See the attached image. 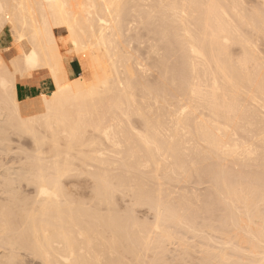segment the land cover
Returning a JSON list of instances; mask_svg holds the SVG:
<instances>
[{"label": "bare ground", "instance_id": "obj_1", "mask_svg": "<svg viewBox=\"0 0 264 264\" xmlns=\"http://www.w3.org/2000/svg\"><path fill=\"white\" fill-rule=\"evenodd\" d=\"M239 2L0 0V38H11L0 51V152L13 143L19 150L25 136L36 152L23 156L31 162L20 176L34 186V198L20 197L6 180L10 173L0 174L9 188L0 197V264H157L141 254L153 251L158 260L171 242L184 257L191 249L173 231L200 241V264H264V57L255 58L256 37L251 43L241 33L251 28L264 40V0L262 13ZM139 28L151 41L144 59L131 49ZM156 42L159 65L160 55L150 61L160 53ZM72 59L84 73L72 75ZM148 61L160 66L155 92L143 81ZM36 75L52 89L19 99L17 85ZM45 148L53 161L44 159ZM74 161L92 163L88 202L64 183L78 171ZM192 176L209 183L203 212L205 204L194 201L202 194L180 192ZM117 193L154 211L150 231L112 212ZM197 214L215 223L198 229Z\"/></svg>", "mask_w": 264, "mask_h": 264}, {"label": "rangeland", "instance_id": "obj_2", "mask_svg": "<svg viewBox=\"0 0 264 264\" xmlns=\"http://www.w3.org/2000/svg\"><path fill=\"white\" fill-rule=\"evenodd\" d=\"M239 1V0H238ZM241 1V3L243 4V6H244V9H246L247 11L249 10V11H253V10H255L256 8H257V11H258V13L259 12H261L262 13V11L264 10L263 8H264V6H262L263 8H261V5H260V2H261V4H263V2H262V0L260 1V0H240ZM240 3V2H239ZM240 3V7H242L241 4ZM258 6V7H257ZM254 8V9H253ZM260 8H261V10L262 11H259L260 10ZM243 9V11L246 13V10H244ZM256 11V10H255ZM255 11H254V13H255ZM256 11V12H257ZM264 12V11H263ZM250 13V12H249ZM247 14L248 15V17H249V15L251 16V14H254V13H250V14ZM264 14V13H263ZM246 15V16H247ZM139 29H140V31H139ZM138 29V32H136V37H135V40H133L132 42H131V49H132V51H134L133 53H134V55H136L139 59L140 58H142V59H144L145 57V55H144V52L146 53V47L148 46V44H149V42H151V41H149V39H148V36H147V34H146V31L144 30V29H142V28H139ZM246 29H248V30H246ZM245 29V31H243L242 32V30H243V28L241 29V33H242V35H244L245 37H248L247 39H248V41L249 42H251V40H252V37H256V39H257V36H256V34L252 31V30H250L249 28H246ZM249 31V32H248ZM250 32H252L253 34H251ZM244 33V34H243ZM247 35V36H246ZM251 35H254V36H251ZM147 36V37H146ZM251 36V38H249ZM139 37V38H138ZM142 37V38H141ZM258 38H260V37H258ZM249 39H251V40H249ZM255 38H253V40H254ZM255 39V44L256 45H254V43H253V41L251 42V43H253V45L252 46H258L257 47V49L256 48H254L253 47V49L255 50L256 49V51L260 54H257V52H256V54H255V58L256 57H258V56H261V57H264L263 55H264V43H263V39L261 38V39H257V40H260V42L258 43V41ZM261 40H263V41H261ZM139 41V42H138ZM10 42H11V38H10V36H9V33L8 32H5L4 33V35L0 38V51L3 53V47L6 45V46H10ZM133 42L135 43V44H133ZM156 44H157V47L159 48V51H160V53L158 52L157 54H156V56L155 57H153V58H151V60L150 61H155V62H157V60H158V64L157 63H151L152 65L154 64L155 65V67L156 68H154V66L152 67V65H150V61H148V64H149V69H148V71H149V73H148V71L145 73V74H143L144 75V80L143 81H145L144 83L146 84V85H148L149 86V88L151 89V91L153 90L152 89V87L154 88V92H155V90L156 89H158V87H161L160 85H161V76H160V66H159V68H158V66H156V64L157 65H159V63H160V61L162 60L161 58V56H163V55H161V53H162V44L160 43H157L156 42ZM261 44H262V46H261ZM133 47V48H132ZM235 49V50H234ZM234 51L233 52V54H231L232 55V59H237V58H239L240 57V54H238L239 53V51H238V49H236V48H233V49H231V51ZM158 55H160V56H158ZM237 55L239 56V57H237ZM257 55V56H256ZM158 56V57H157ZM236 56V57H235ZM156 57H157V60H156ZM161 57V58H160ZM234 57V58H233ZM159 58V59H158ZM259 59H261L260 57H258ZM258 58H256V60L258 59ZM153 59V60H152ZM258 59V60H259ZM264 58H262L261 60L262 61H264L263 60ZM261 61V62H262ZM69 63H71L72 64V66H73V68H74V70H75V74L78 76V75H80V74H82V73H84L83 71H82V69H81V67L79 66V64H78V62L75 60V59H72L71 61H69ZM264 63V62H263ZM110 71L108 70V69H106L105 70V73L106 74H108ZM151 73V74H150ZM155 73V74H154ZM75 75V76H76ZM157 75V76H156ZM147 76V77H146ZM152 79V80H151ZM156 79H158V83L156 82ZM152 81V82H151ZM41 82H45V83H47V85H48V87L46 88V86H45V88H44V90L42 89V91H40L39 93H36L35 94V97H37L41 92H44V93H47V92H49L51 89H52V85H51V82H50V80L49 79H47L46 77H43V76H41V75H36L35 76V80H33V82H32V84H28V85H35V86H37L38 84H40ZM160 82V83H159ZM150 84V85H149ZM154 84V86H151V85H153ZM156 84H157V86L158 87H156ZM170 94V93H169ZM168 94V95H169ZM170 96V95H169ZM174 96V97H173ZM172 96V98L174 99V98H176V96L177 95H173ZM179 97V96H178ZM177 97V98H178ZM177 98H176V100H177ZM179 99V98H178ZM175 100V99H174ZM172 105H171V107L172 108H174V107H176L177 106V104H176V106L174 105V101L172 100ZM171 103V102H170ZM169 103V104H170ZM174 105V106H173ZM132 124H134V127H136V130H138V129H140V128H138L140 125H138V123L137 122H133V120H132ZM89 133V132H88ZM87 133V134H88ZM14 138H13V137ZM87 136H89V134L87 135ZM11 137H12V139H11ZM15 135H13V134H11L10 135V139L12 140V141H16V139H15ZM26 138H29V137H27V136H25V137H22L21 138V145L22 146H20L19 147V150H18V147L16 148V144H14L13 143V147L11 148V150H9V151H2V154H1V152H0V174L1 175H3L4 176V174H6V172L7 173H10L9 174V176H8V174H6L5 176H6V178L8 177V179H6V180H10L11 179V181H10V183H12V184H14V186L16 187L15 189H14V186L13 185H11V188H12V186H13V188L12 189H14L13 191L15 192V193H17L20 197H22L23 196V198H26V199H32V198H34L33 196H35L36 195V191H35V188H34V186L33 185H31V184H29V185H27L28 184V182L27 183H25V181H24V179L23 180H21V177L23 178V176H25V174H27L28 175V173L26 172L27 170H24V168H28V162L30 161L31 162V160H29V161H26L25 160V162H24V159L25 158H27V160H28V156L30 155V157L32 156H34L35 154H36V152L33 150L32 151V149H33V146H32V143H31V141H30V139H26ZM15 139V140H14ZM24 146H26V147H24ZM22 147H24L23 149H22ZM16 149V150H15ZM46 149V150H45ZM44 150H43V152L45 153L46 151V153L47 154H45L44 156H50V153L48 152V149L47 148H45ZM11 151V152H10ZM14 151V152H13ZM87 150H85V152H86ZM5 152V155L6 156H4V153ZM7 152V153H6ZM76 152H78V151H73V152H71V155L72 156H74L75 155V153ZM84 152V153H85ZM88 153L86 154V155H88L89 154V151H87ZM10 153V154H9ZM15 153H18V154H15ZM33 153V154H32ZM14 154V155H13ZM22 154V155H21ZM49 154V155H48ZM3 155V156H2ZM25 155V158H23V156ZM28 155V156H27ZM17 156V157H16ZM53 157L54 156H50L49 158H44L45 160H46V162H51V159H52V161L55 159H53ZM4 158V159H3ZM15 158V159H14ZM12 159V160H11ZM29 159H32V158H29ZM11 160V161H10ZM14 160V161H13ZM44 160V161H45ZM47 160H49V161H47ZM13 162L12 164L10 163V162ZM23 161V162H22ZM27 162V163H26ZM29 162V163H30ZM21 163V164H20ZM78 165H77V164ZM24 164H26V165H24ZM79 164H81V163H79L78 161H74V166L72 167V169L74 170V172H76L75 170H78L77 172H76V175H75V177L74 176H71V177H69L70 179H65V181H64V183L66 182H68V180H70L67 184H69V183H71L70 184V187H71V192H69V194L70 193H72V197H75L74 199H85L86 200V198H89V197H91V196H89L90 194H89V190H91V189H94V187H92V186H94L92 183V180L90 179V177L88 178V176L85 174V172L86 171H88V169L90 170V169H92V167L90 168V166H92L91 164V162H87V164H89V166H84L85 168L86 167H88V168H84L82 165H81V167H80V165ZM6 165V166H5ZM13 165V166H12ZM24 165V166H23ZM28 165V166H27ZM13 167L11 170L9 169V168H6V167ZM15 166H17L18 168H20L21 167V169H17V167L15 168ZM26 166V167H25ZM75 166H76V168H75ZM77 166H79V167H77ZM24 167V168H23ZM248 167H250V168H246V169H251L252 168V166H248ZM3 168H5V171H4V169ZM79 168V169H78ZM82 168V169H81ZM6 169H7V171H6ZM16 171H15V170ZM80 169L82 170V171H80ZM84 169V170H83ZM8 170H10V171H8ZM20 170H22L21 172H20ZM23 170H24V172H23ZM86 170V171H85ZM3 171V172H2ZM12 172V173H11ZM19 173L18 175H17V173ZM14 173V174H13ZM85 174V176H84V174ZM16 174V175H15ZM21 174V175H20ZM133 173H129V177H133V175H132ZM1 175H0V185H3V186H1L0 187V197H2L1 199H4V198H6V196H8V195H6L7 194V192H8V189L9 188H6V186H4L5 184V180H3L4 179V177L2 178L1 177ZM80 175V176H79ZM131 175V176H130ZM12 176H18V183L16 182L17 180V178L15 179L14 177L13 178H11ZM21 176V177H20ZM195 178V179H193V178ZM191 177V179H188V181H187V183H184V186H183V184L182 185H180V192H181V190H184V191H186L187 193H193L194 195H196L197 196V194L198 193H200V194H202L201 196H197V201L196 200H194L195 201V204L198 206L199 205V207H200V205L201 204H205L204 206H202L201 205V207L199 208V209H201L202 210V208H204L206 205H207V202L206 201H208L207 199H209V198H207L208 196H205L206 194H207V189H206V187H208V184L209 183H207L208 182V180H206V179H197L195 176H192ZM20 178V179H19ZM74 178V179H73ZM89 180H88V179ZM13 179H15V180H13ZM193 180H196L197 182H194ZM199 180V181H198ZM203 181V183H201L202 181ZM3 181V182H2ZM192 181V182H191ZM205 181H206V183H205ZM15 182V183H14ZM21 182V183H20ZM16 184V185H15ZM19 184H21V186L22 187H20L19 186ZM67 184H66V186L64 185V188L66 187V190L68 189V191L70 190V187H69V185H68V187H67ZM74 184V185H73ZM90 184V185H89ZM186 184H189V185H187L188 187H190V188H192V189H188V187H186ZM193 184V185H192ZM196 184V185H195ZM199 184V185H198ZM18 185V186H17ZM24 185V186H23ZM27 186H29V187H27ZM72 186H74V187H72ZM18 187V188H17ZM182 187V188H181ZM195 187V188H194ZM200 187V188H199ZM6 188V189H5ZM34 188V189H33ZM187 188V189H186ZM193 189H195V190H193ZM2 190V191H1ZM4 190V191H3ZM6 190V191H5ZM20 190V192H21V194H20V192L18 193V191ZM22 190V191H21ZM179 190V189H178ZM200 191V192H198V191ZM33 191H35V194L33 193ZM67 191V192H68ZM183 191V192H184ZM203 191V192H202ZM204 191H205V193H204ZM6 192V193H5ZM24 193V194H23ZM90 193H92L93 194V191H91ZM191 193V194H192ZM195 193H197V194H195ZM203 193L205 194V195H203ZM200 194H198V195H200ZM3 195V196H2ZM25 195V196H24ZM26 195H27V197H26ZM118 195V196H117ZM117 195H115V197H113V201L114 200H116L114 203H113V207L115 206V210L113 209L112 210V212L117 216V217H119L120 216V213H121V218H122V220L126 223L127 221V223L126 224H129L130 225V222L131 221H129V217H131L136 223L138 222V223H140L139 225H141L143 228H145L146 227V231H150L151 230V228L150 227H152V225L154 224L153 222H155V215L153 214L154 213V211H152V209H150L147 205H141L140 207L139 206H137V208H134L133 207V205H131V204H133L132 202H133V197L132 196H128L127 198H126V196L124 195H120V193L118 194L117 193ZM5 196V197H4ZM30 198H29V197ZM205 196L207 199H203V197ZM4 197V198H3ZM117 197V198H116ZM118 197H119V199H118ZM121 197V198H120ZM132 197V198H131ZM198 197H200V198H198ZM204 197V198H205ZM92 198V197H91ZM114 198H116V199H114ZM76 199V200H77ZM123 199H125V200H123ZM129 199V200H128ZM132 199V200H131ZM199 199H202L203 200V202H200V201H202V200H200L199 201ZM84 200V201H85ZM90 200V199H89ZM89 200H86L87 202L89 201ZM131 200V201H130ZM205 200V201H204ZM80 201V200H79ZM123 201V202H122ZM130 201V202H129ZM126 202V203H125ZM130 204V206L128 205V203ZM200 202V203H199ZM122 203V204H121ZM198 203V204H197ZM117 204V205H116ZM87 205H89V204H87ZM121 206V207H120ZM132 206V207H131ZM143 206H146V207H143ZM127 207H129V209L127 208ZM139 207V208H138ZM120 208V209H119ZM141 208V210H139ZM150 209V210H149ZM106 210V211H105ZM118 211L119 212V214L117 213V212H115V211ZM127 210V211H126ZM129 210H130V212L131 211H133L134 210V213L133 212H129ZM125 211V212H124ZM137 211V212H136ZM149 211V212H148ZM102 212H104V213H107L108 212V210H107V208H104V210L102 209ZM124 212V213H123ZM152 212V213H151ZM201 212H203V210L201 211ZM123 213V214H122ZM125 213H126V215H125ZM130 213V214H129ZM148 213V214H147ZM200 213V212H199ZM124 215V216H123ZM199 215H203L202 217L201 216H198V214H197V217H195L194 216V225H195V227L197 228L198 227V229L200 228V227H203V228H201V229H205L204 228V226H206V225H208V227H209V224H211L212 226H213V224L215 223V221L214 220H211V218L209 219L208 217H207V214H199ZM204 215H206L205 217L206 218H203L204 217ZM134 216V217H133ZM124 217H125V219H124ZM127 217V218H126ZM130 218V219H131ZM154 218V219H153ZM198 218V219H197ZM196 219V220H195ZM199 219H201V221H199ZM206 219H207V221H206ZM209 219V220H208ZM204 222H203V221ZM208 222V223H206V222ZM150 224H149V223ZM152 222V223H151ZM197 222V223H196ZM200 222V225L201 226H199L198 225V223ZM201 222L202 223H205V224H201ZM210 222H212V223H210ZM137 223V224H138ZM152 224V225H151ZM198 225V226H197ZM150 226V227H149ZM211 226V227H212ZM149 227V228H148ZM150 229V230H149ZM144 230V229H143ZM178 233H180V234H178ZM173 234H175L174 236H178L177 238H180L182 241H184V244H186V245H189L190 246V251H189V255L187 256H183L182 254H181V248L179 247V245L177 244V242L175 243V242H171V243H167V244H165V246H164V250H167V252L166 251H163V256L162 257H160L158 260H161V261H158V260H156L155 259V253H153V251H147V255L149 256H145L146 255V252H143L142 254H141V258L144 260V262H146L147 260V262L146 263H151V262H154V263H156V261H157V264H161V262H163L162 264H165L167 261H169V263H166V264H174V263H176V264H178L179 262V264H192V263H194L195 262V264H200L201 263V261L198 259L200 256V254L199 253H195V252H199V247H198V242H200V241H197V239L196 238H193L192 239V237L191 236H189V235H185L184 233H182V232H175L174 233V231H173ZM208 234H210L211 235V233H208ZM153 235V234H152ZM182 235V236H181ZM185 235V236H184ZM180 236V237H179ZM186 236H187V238H186ZM184 237H185V239H184ZM188 237H190V238H188ZM208 237L210 238H212V235L211 236H209L208 235ZM177 241V240H176ZM187 241V242H186ZM191 241V242H190ZM195 241H196V243H195ZM192 242H194V243H192ZM190 243V244H189ZM198 243V244H197ZM169 244V245H168ZM170 244H171V247H170ZM172 244H175L174 246L172 245ZM194 244V245H193ZM166 246H167V248H168V246H169V250L166 248ZM196 246H197V248H196ZM176 247V248H175ZM171 248H174L173 250L171 249ZM177 249V253L175 252V250ZM195 249H197V250H195ZM179 251V252H178ZM166 252V253H165ZM169 252L171 253L170 255H168L169 254ZM172 252H174L173 253V255H172ZM148 253H150V254H148ZM151 253H152V255H151ZM175 253H176V256H175ZM178 253H179V255H178ZM166 254H167V256H166ZM193 254V255H192ZM199 254V255H198ZM143 255V256H142ZM154 255V256H153ZM172 255V256H171ZM192 255V256H191ZM197 255V256H196ZM152 256H153V258H152ZM166 256V257H165ZM178 256H179V258H178ZM180 256H181V258H180ZM195 256V257H194ZM166 259L165 261H164V258ZM169 257H171V258H169ZM184 259H183V258ZM187 257H188V259H187ZM198 257V258H197ZM144 258H146V259H144ZM161 258H163V259H161ZM172 258H173V260H172ZM192 258H193V260H192ZM195 258V259H194ZM153 259H155V260H153ZM168 259H170V260H168ZM177 259H178V261H177ZM196 259H198V260H196ZM146 260V261H145ZM153 260V261H152ZM174 260L175 261H177V262H174ZM181 260V261H180ZM186 260L188 261L187 263H186ZM192 260V261H191ZM195 260V261H194ZM173 261V262H172ZM197 261V262H196Z\"/></svg>", "mask_w": 264, "mask_h": 264}, {"label": "crops", "instance_id": "obj_3", "mask_svg": "<svg viewBox=\"0 0 264 264\" xmlns=\"http://www.w3.org/2000/svg\"><path fill=\"white\" fill-rule=\"evenodd\" d=\"M68 68H69V71L72 73V75L75 76V70H74L71 63L68 64ZM45 86H46V88L48 87L47 83H45V82H41L37 86L28 85V84L17 85L18 97L21 100L31 99V98L35 97L36 93H39L40 91H42V89L44 90Z\"/></svg>", "mask_w": 264, "mask_h": 264}]
</instances>
